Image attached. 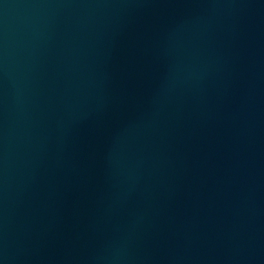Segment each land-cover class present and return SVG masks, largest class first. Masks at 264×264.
Returning a JSON list of instances; mask_svg holds the SVG:
<instances>
[{"label": "water", "instance_id": "1", "mask_svg": "<svg viewBox=\"0 0 264 264\" xmlns=\"http://www.w3.org/2000/svg\"><path fill=\"white\" fill-rule=\"evenodd\" d=\"M0 264H264V0H0Z\"/></svg>", "mask_w": 264, "mask_h": 264}]
</instances>
